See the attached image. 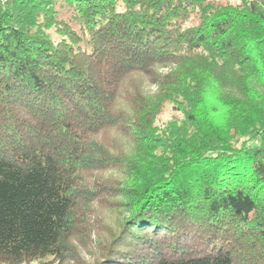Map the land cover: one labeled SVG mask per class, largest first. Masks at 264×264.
<instances>
[{
  "label": "trees",
  "instance_id": "16d2710c",
  "mask_svg": "<svg viewBox=\"0 0 264 264\" xmlns=\"http://www.w3.org/2000/svg\"><path fill=\"white\" fill-rule=\"evenodd\" d=\"M264 264V0H0V263Z\"/></svg>",
  "mask_w": 264,
  "mask_h": 264
},
{
  "label": "rangeland",
  "instance_id": "374dc122",
  "mask_svg": "<svg viewBox=\"0 0 264 264\" xmlns=\"http://www.w3.org/2000/svg\"><path fill=\"white\" fill-rule=\"evenodd\" d=\"M0 264H5V263H0ZM21 264H25V263H21ZM27 264H35V263L31 262V263H27Z\"/></svg>",
  "mask_w": 264,
  "mask_h": 264
}]
</instances>
